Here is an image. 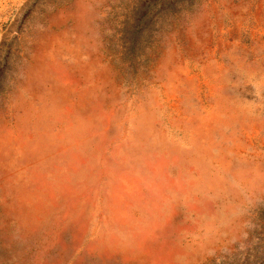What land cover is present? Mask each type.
Instances as JSON below:
<instances>
[{
  "label": "rangeland",
  "instance_id": "1",
  "mask_svg": "<svg viewBox=\"0 0 264 264\" xmlns=\"http://www.w3.org/2000/svg\"><path fill=\"white\" fill-rule=\"evenodd\" d=\"M0 264H264V0H0Z\"/></svg>",
  "mask_w": 264,
  "mask_h": 264
}]
</instances>
